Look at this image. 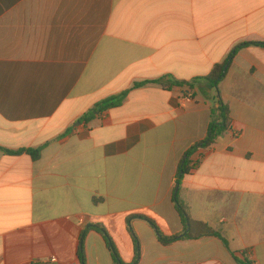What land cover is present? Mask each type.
<instances>
[{
	"label": "crops",
	"instance_id": "obj_1",
	"mask_svg": "<svg viewBox=\"0 0 264 264\" xmlns=\"http://www.w3.org/2000/svg\"><path fill=\"white\" fill-rule=\"evenodd\" d=\"M247 42H264V0H0V147L42 149L37 161L0 151V264H81L91 224L125 264L135 238L139 264H240L243 253L264 264L263 47L229 67L219 90L231 129L192 156L179 191L221 237L158 239L184 231L175 179L207 135L209 101L150 84L94 111L135 82L205 77ZM85 253L114 264L95 231Z\"/></svg>",
	"mask_w": 264,
	"mask_h": 264
},
{
	"label": "trees",
	"instance_id": "obj_2",
	"mask_svg": "<svg viewBox=\"0 0 264 264\" xmlns=\"http://www.w3.org/2000/svg\"><path fill=\"white\" fill-rule=\"evenodd\" d=\"M251 46L255 47H263L264 48V42L262 43H256V42H247V43H241L237 45L228 55V57L225 59L223 63L216 64L211 71V73L205 77L196 78L195 80L191 82L187 81H180L175 79L172 76L166 75L159 79L154 80H145L140 82H135L131 88L127 89L123 93L111 97L102 103L95 106L94 111L95 112H102L104 110L119 107L122 105V102L124 101L125 97L130 93L131 91L142 88L146 85L150 84H156L162 86L165 90L171 91L174 88H179L183 90H188L190 92L195 91L197 87H199V90L201 93L205 95V97L208 100L213 99L216 101V108H213L211 110V122L208 127L207 135L206 137L193 144L182 156L179 169L176 175L175 179V185H174V197L173 201L175 203L176 209L181 216L183 222H184V231L182 234L175 235L172 237L164 236L163 234L158 232V239L159 242L163 245H170L171 243L181 240V239H187V240H193V239H200L202 237L206 236H216L221 237L217 232H215L210 225L207 222L203 221H196L192 218L190 208L185 205L184 202H182L179 198V191L182 186V182L185 178V176L192 173L193 170L196 169V164L192 163V156L200 149H207L212 147L218 139L226 132L230 131L231 129V119H230V111L229 108L224 104L219 86L221 82L225 79L227 75V71L229 67L234 62L235 58L237 57L238 53L244 49ZM208 90L209 92H206ZM216 93L215 97H211L210 93ZM197 96L196 93H193L191 95L192 98H195ZM94 112L88 113L84 118L86 120H89L93 117ZM0 151L4 154L10 155V156H20V155H28L32 158V160L37 161L41 157L42 149H21L18 151H11L4 149L0 147ZM135 218L143 219L145 221H148L157 231V225L154 221L143 217V216H131L128 221H132ZM90 231H95L99 233L105 240L108 249L112 253L114 264H125L119 257L118 251L114 245V242L106 230V228L103 225L100 224H91L88 225L81 233L80 236V250H79V258L81 261V264H87L86 259V253H85V243L87 239V235ZM224 240V239H223ZM136 257L132 264H139L141 259V253L138 246V241L136 240ZM226 242V241H225ZM240 264H254L253 260L250 259V257L247 256L246 253H243V259L239 261ZM36 264V263H35ZM42 264V263H37Z\"/></svg>",
	"mask_w": 264,
	"mask_h": 264
},
{
	"label": "rangeland",
	"instance_id": "obj_3",
	"mask_svg": "<svg viewBox=\"0 0 264 264\" xmlns=\"http://www.w3.org/2000/svg\"><path fill=\"white\" fill-rule=\"evenodd\" d=\"M206 92H209V91L206 90ZM190 93H191V94L196 93V94H197L196 97H198L197 99H200V100L203 99L205 102H208V101H209V103L213 106V108L216 107V101H214L213 99L208 100V99L205 97V95H204L203 93L200 92L199 87H197V89H196L195 91H192V92H190ZM210 94H211V97H215V96H216V93H215V92L210 93ZM213 108H212V109H213Z\"/></svg>",
	"mask_w": 264,
	"mask_h": 264
}]
</instances>
